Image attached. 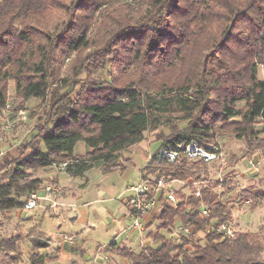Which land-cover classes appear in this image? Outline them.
Returning a JSON list of instances; mask_svg holds the SVG:
<instances>
[{
    "label": "trees",
    "instance_id": "trees-1",
    "mask_svg": "<svg viewBox=\"0 0 264 264\" xmlns=\"http://www.w3.org/2000/svg\"><path fill=\"white\" fill-rule=\"evenodd\" d=\"M55 9L65 17L53 22ZM260 65L264 0H0V111L10 80L23 102L17 113L30 100L40 101L41 110L23 148L29 153L17 149L21 155L0 183V213L24 209L43 184L34 172L54 163L69 162L66 172L75 177L96 167L105 174L125 170L131 159L122 153L149 131L170 128L156 137L159 149L216 144L222 131L251 147L264 133ZM79 143L88 148L84 156L75 153ZM157 153L141 170L142 180L165 177L191 192L176 190L175 207L162 197L151 223L157 230L148 233L155 246L139 253L116 243L107 249L129 264H264L261 237L225 236L232 207L207 166L184 157L159 163ZM193 183L200 184L199 196ZM204 206L208 217L201 215ZM178 227L190 230L179 241L161 233ZM21 255L16 241L0 238V264H19ZM30 261L44 264L36 253Z\"/></svg>",
    "mask_w": 264,
    "mask_h": 264
},
{
    "label": "rangeland",
    "instance_id": "rangeland-1",
    "mask_svg": "<svg viewBox=\"0 0 264 264\" xmlns=\"http://www.w3.org/2000/svg\"><path fill=\"white\" fill-rule=\"evenodd\" d=\"M49 17L52 18V21L54 22L65 16L63 11L55 9L50 13ZM70 63L71 60L70 62H67L63 72L68 70ZM258 77L264 81V66L260 65L258 67ZM22 103L23 102L16 97L15 82L10 80L8 104L4 112L0 111V148L2 149L0 159H2V164L4 162L3 165H0V183L5 181V174L12 167L11 160L21 155L17 149H21L20 151H24L25 154H28L29 151L23 149L24 145L29 143L36 133L35 127L41 113L40 106H38L40 101H28L27 104L24 105L25 108L17 113L16 108L23 106ZM22 111L25 113L21 114ZM184 125L185 124H180V127H184ZM256 128L262 130L263 124H259ZM169 133V127L147 132L145 141L152 140L153 143L149 145L148 149H145L140 145L132 157L134 162H141L144 160V156L150 154L154 155L160 147V143L155 142L158 134L165 136V134L168 135ZM215 143L216 144L214 145H217L222 152L225 153L227 164H211L206 166L210 173V180L215 183L218 182L219 184L217 192L220 194L224 193L223 200L229 207H232L233 220L230 224L236 229L245 230L247 233L259 236L264 241V133L255 139L254 145L252 146L256 148H253L252 146L250 147L246 140H239L234 134L226 131L218 133ZM121 156L122 159L126 158V152H123ZM5 157H7V160L3 159ZM127 170L126 177H128V181L126 179L123 185L124 189L127 184L130 185L136 183L139 178L136 167L130 166L129 170ZM43 171L44 169L34 172L35 177H40ZM80 179L81 178L77 179L78 183L81 182ZM46 184L55 183L48 180L47 182H44L43 185ZM61 184H63V181H61ZM185 185L186 183L176 182L175 188L177 190L185 189V192L189 194L191 191L189 188L185 187ZM193 185L196 190L200 187L199 183H193ZM102 186V184H96L93 188L99 189ZM121 190L122 189L113 190V188H110L108 192H111V196L114 199L103 201L101 203L95 202L89 204L90 206L87 208V213L89 215V221L87 224L89 225H86L83 228H81V225L77 224L76 221L71 220L67 215H64L62 219L46 216L42 221L43 212L41 209L30 211L22 209L0 213V238L14 240L18 243L22 253V260L19 264H31L30 258L34 253L43 257L44 264H62L61 257L54 258L58 255L56 254L58 253V248L65 245L63 240L58 239V235L59 233H65L67 235L73 234L74 236L76 235L75 237H77L76 240L78 242L82 240L88 242L84 244L86 245L88 252L83 255L81 254L82 256L80 255V251L71 255L73 258L77 259V261L83 260L90 263L93 260L92 253L95 249L94 244L96 242L102 244L111 242L117 236L118 232L129 226L131 223H129L128 220L124 219L121 221V219H119L127 212L122 199L117 200L116 197ZM131 195L132 193H127L124 198L128 196L130 197ZM91 199L92 198L89 196L85 198L84 201L90 202ZM151 218H153V216L148 219ZM147 221L146 225L148 226L144 231L145 238L148 237V233H155L158 225H150L149 223H152V220ZM81 229L83 230V235H79L80 231H82ZM161 233L167 234L170 239L175 241H179V239L186 234L179 227L172 232L167 233L163 230ZM74 236L73 238L75 239ZM205 236V233L199 234L202 244H205ZM121 237L122 236L118 239L120 242L124 236ZM88 239H91V241ZM140 241L141 240L138 237L134 239L131 244L134 246V249H141ZM142 241H144V245H147L148 242L146 240ZM73 242L67 243L66 246L68 247V250H72L71 247ZM35 243L45 247L35 250L33 247V244ZM135 246H138V248ZM70 253H72V251H70ZM11 255L15 256L14 253H11ZM52 256L53 258H51ZM103 257L104 255L101 254L100 259L104 260ZM4 258L5 257L2 256L0 260H3ZM6 261L9 263L10 258H6ZM73 261L74 260H71L69 263L71 264Z\"/></svg>",
    "mask_w": 264,
    "mask_h": 264
},
{
    "label": "crops",
    "instance_id": "crops-1",
    "mask_svg": "<svg viewBox=\"0 0 264 264\" xmlns=\"http://www.w3.org/2000/svg\"><path fill=\"white\" fill-rule=\"evenodd\" d=\"M151 143H153L152 140L151 141H148V140L145 141L144 140L140 144H138L139 146L136 145V146L131 147L130 149L124 151L127 154L126 158L131 159V162H130V164L127 165V168L125 170H122V171H115V172H112L109 174H105L102 172L101 168L96 167V168H93V169L89 170L88 172H86L83 177H75V176L69 175L67 173L66 174L59 173V171H57L53 167H48V168L44 169V171L42 172V175L39 177L40 179H42L43 184H44V182L51 180L55 184L59 185V187L61 188V192L54 197V199L58 203L57 207L48 208L49 210L37 208V209H41V211L43 212L42 213L43 214L42 221L44 220V218L46 216H49L51 218L62 219V217L64 215H67L71 220L76 221V223L81 225V228H83L84 226L89 225V224H87L89 221V215L87 213V208L90 206L89 204L95 203V202L101 203L103 201H110V200L114 199L111 196V192L110 193L108 192L110 188H113V190L114 189L115 190L122 189L121 192L119 194H117L116 197H117V200L122 199V202L125 205V208L127 209L126 214L124 213V215L121 216L119 219H121V221H123L125 219V220H128L129 223L131 222L129 224V226L125 227L120 232H118L117 236L111 242L105 243V244L96 242L94 244L95 249L92 253L93 260L90 263L85 262L83 260L77 261V259L73 258V256L71 255L77 251H80V255L81 254L83 255L86 252H88L86 245H84L88 242L85 240L78 242L76 240L77 237H75L76 235L74 236L73 234H70V235L75 237L74 242H73L72 247H71L72 250H68V247L66 246L68 242L64 241L65 245L60 246L58 248V253H56L58 255L54 258H60L61 257V263L62 264H70L69 261H71V260L75 261V262L74 261L71 262V264H129L126 259L116 255L112 250H108L107 247L112 243H116L118 247H124L125 246L135 253H139L141 251V249H139V250L134 249V246L131 245L135 238L138 237V238H140L141 241H142V239H141L139 232H137L135 229H133L131 227L132 215H131L130 207L128 204L129 196L126 198H124V197L126 196L127 193H131L129 191V189L131 187L136 186L137 184H139L142 181L141 170L145 168V166L149 163V161L151 160V158L154 155L150 154L148 156H144L145 157L144 160H142L141 162H138V163H135L134 159H132V157H133L136 149L139 148L140 145H142L145 149L146 148L148 149L149 145ZM1 151H2V149H1ZM87 152H88V148L85 144L79 143L76 146L75 153L77 155L84 156L87 154ZM1 154H2V152H1ZM130 166H134L137 168L136 171L139 174V178H138V181L136 183H133L130 185L127 184L125 189H124L123 185H124L126 179L128 181V177H126V173H127L126 170L127 169L129 170ZM79 178H81L80 183L77 182V179H79ZM61 181H63V184H61ZM95 182H96V184H102L103 186L99 189L93 188L94 185L96 186ZM40 190H41V188H40ZM111 191H112V189H111ZM89 196L92 198L91 201L85 202L84 199L89 197ZM147 220H152V218L147 219ZM147 222H149V221H147ZM149 224L151 225V223H149ZM147 226L148 225H146V227ZM236 230L240 231V232L241 231L245 232V230L244 231L239 230V229H236ZM79 235H83V230L80 231ZM120 236H122V237L124 236V238L121 239V242H120V240H118L120 238ZM88 240L91 241V239H88ZM143 240H146L148 242L147 245H145L146 247L156 245V243L152 240L151 236H148L145 238V234H144ZM141 241H140V244H141ZM136 248H138V246ZM70 251H72V253H70ZM101 254L104 255L103 258L106 261L100 259ZM53 256L51 258H53ZM46 260H47V258H46Z\"/></svg>",
    "mask_w": 264,
    "mask_h": 264
},
{
    "label": "built area",
    "instance_id": "built-area-1",
    "mask_svg": "<svg viewBox=\"0 0 264 264\" xmlns=\"http://www.w3.org/2000/svg\"><path fill=\"white\" fill-rule=\"evenodd\" d=\"M25 112H21L24 114ZM184 157L188 162L193 164L202 163L205 165L227 164V157L224 152L217 145L200 146L196 141H191L188 144H181L177 147L166 145L158 150L156 155L159 163L174 164L177 160ZM69 166V162L54 163L51 167L57 169L59 173L66 174V169ZM177 181L168 180L162 177L158 180L143 179L139 184L129 189L132 195L128 199L132 215L131 227L139 232L141 239H144V231L146 228V221L149 217L154 216L161 207L162 197L165 201L172 206H177L178 199L176 197L175 183ZM41 191V192H40ZM61 192V188L57 184H46L41 186V190L34 192L27 196V201L24 205L26 211L34 210L37 208L48 209L57 207L58 203L54 199L56 195ZM200 195L199 189L196 190V196ZM210 210L204 206L202 208L201 215L208 217ZM181 229V228H180ZM223 231L225 236L229 239H235L238 231L236 228L229 224L224 226ZM190 230H184V233H189ZM58 239L65 242H73V236L65 233H59ZM141 250H145L147 247L144 242L141 241Z\"/></svg>",
    "mask_w": 264,
    "mask_h": 264
}]
</instances>
